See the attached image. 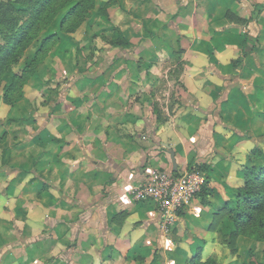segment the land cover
Instances as JSON below:
<instances>
[{
    "label": "crops",
    "instance_id": "obj_1",
    "mask_svg": "<svg viewBox=\"0 0 264 264\" xmlns=\"http://www.w3.org/2000/svg\"><path fill=\"white\" fill-rule=\"evenodd\" d=\"M113 27L132 46L111 45ZM48 32L58 40L23 95L0 102V264L213 256L220 207L264 143V0H96L74 32ZM191 159L209 201L190 198L163 232L155 202L128 191Z\"/></svg>",
    "mask_w": 264,
    "mask_h": 264
},
{
    "label": "trees",
    "instance_id": "obj_2",
    "mask_svg": "<svg viewBox=\"0 0 264 264\" xmlns=\"http://www.w3.org/2000/svg\"><path fill=\"white\" fill-rule=\"evenodd\" d=\"M106 5V3H105ZM104 6L97 7L104 13ZM96 6V0H0V92L1 100L6 104L20 98L24 93V85L35 74L37 66L50 51L49 42L58 40V32L46 33L40 40L29 62L23 64L19 71L6 77L12 65L19 62L26 50L37 41L59 17L58 30L64 33L74 32ZM109 43L113 46L129 47L131 43L119 32L110 35ZM247 162L242 165V184L234 188V206L224 203L220 210L226 217L221 229L229 230L228 237L243 236L264 243V151L255 146L251 149ZM251 157V158H250ZM188 171H200L204 175V183L196 196L203 204L208 203L207 166L197 164L191 159ZM201 252V247L197 248ZM264 251V248H263ZM252 251L247 250L241 264H263L262 259L255 261ZM208 257L204 261L190 264H213Z\"/></svg>",
    "mask_w": 264,
    "mask_h": 264
},
{
    "label": "built area",
    "instance_id": "obj_3",
    "mask_svg": "<svg viewBox=\"0 0 264 264\" xmlns=\"http://www.w3.org/2000/svg\"><path fill=\"white\" fill-rule=\"evenodd\" d=\"M204 183L200 171H186L175 175L171 171L154 169L145 182L133 184L128 195L136 202H155L161 216L160 229L168 232L177 220V212L184 208Z\"/></svg>",
    "mask_w": 264,
    "mask_h": 264
},
{
    "label": "rangeland",
    "instance_id": "obj_4",
    "mask_svg": "<svg viewBox=\"0 0 264 264\" xmlns=\"http://www.w3.org/2000/svg\"><path fill=\"white\" fill-rule=\"evenodd\" d=\"M60 17L61 16H59L54 21V23H53L54 25L58 24ZM143 25H145V24H143ZM144 28H145V31L147 33H149V35L151 36L152 35V31H151L152 26H145ZM113 29H114L115 33L116 32L120 33V29L118 27H113ZM46 33H50V32H48V31L44 32L43 35L29 47V49L27 50V52L24 53V55L21 57L19 62L12 65L11 69L7 72L6 77H9L10 75H12V73H14L16 71L18 72L23 64L29 62V60L31 59V57L33 56V54L36 50L35 47L39 46V43H40V40L42 39V37H44L45 35H48ZM105 37H109V36H105ZM130 43H131V41H130ZM148 43L151 45V47H149V48H151V50L156 49V47L154 48V46L151 42H148ZM130 46H132V43ZM177 62L178 61H176V63ZM169 80H173V78H169ZM160 81H166V79L165 80L163 79ZM162 96L163 95L161 93L158 94V97H162ZM0 102L4 103L1 100V92H0ZM156 107H159V103L156 104ZM160 113H161V109H160ZM4 114H5L4 110L0 109V116L4 115ZM253 139H254V141L258 140L255 142L256 146H259L262 149L264 148V143L260 142L261 140H263L262 138H258V139L253 138ZM261 144H263V145H261ZM250 156L252 157V155H250ZM256 161L262 163L264 161V159L261 158V159H257ZM222 230L223 231L221 233L220 232L218 233V240L220 241L221 246H216V247L214 246V248H213L215 250V251H213V256H212V259L214 261L213 264H241L242 259L245 256V253L248 249L251 250L253 253V255H252L253 260L258 261V260L263 258V256H264V251H263L264 243L254 241L250 238L243 237V236H238L235 238H229L228 237L229 230L226 228H223ZM173 235H174V231H172L170 236L173 237ZM187 252H189V251H187ZM200 253H201L200 251H197V249H194L192 251V255L189 256V258L186 257L184 259V261H183L184 264H189V263L200 261L199 260V259H201ZM189 255H190V253H189ZM209 257H211V256H209ZM164 258H165V255H163V256L161 255L160 259H163V261H165ZM52 259H55V258L52 257L48 261H50ZM161 264H163V263H161ZM180 264H182V260H181Z\"/></svg>",
    "mask_w": 264,
    "mask_h": 264
},
{
    "label": "water",
    "instance_id": "obj_5",
    "mask_svg": "<svg viewBox=\"0 0 264 264\" xmlns=\"http://www.w3.org/2000/svg\"><path fill=\"white\" fill-rule=\"evenodd\" d=\"M172 160H173V162H174V156H173V153H172ZM175 165V164H174Z\"/></svg>",
    "mask_w": 264,
    "mask_h": 264
}]
</instances>
